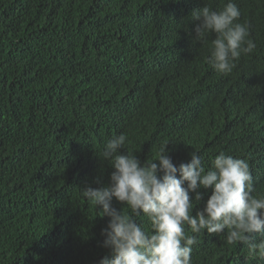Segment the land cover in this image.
Listing matches in <instances>:
<instances>
[{"label": "trees", "instance_id": "1", "mask_svg": "<svg viewBox=\"0 0 264 264\" xmlns=\"http://www.w3.org/2000/svg\"><path fill=\"white\" fill-rule=\"evenodd\" d=\"M204 2L0 0V264L110 255V217L82 189L110 182L99 154L114 134L142 163L165 147L177 166L193 151L206 170L221 152L245 159L253 195L264 194V0H235L257 47L229 74L206 61L215 33L193 40ZM199 191L194 214L212 189ZM225 238L200 234L192 264H264Z\"/></svg>", "mask_w": 264, "mask_h": 264}, {"label": "clouds", "instance_id": "2", "mask_svg": "<svg viewBox=\"0 0 264 264\" xmlns=\"http://www.w3.org/2000/svg\"><path fill=\"white\" fill-rule=\"evenodd\" d=\"M240 16L235 0H228L220 10L205 0L191 13V19L199 21L193 40L204 43L209 34H216L206 61L218 73H231L241 56L257 47L250 24L238 22ZM127 139L124 133L114 134L99 154L114 169L110 182L82 189L100 216L110 217L101 231L102 246L110 249V255L99 264H192L193 246L205 231L226 232L227 244L244 243L252 258L264 259V194L253 195L247 160L221 152L206 170L193 151L189 162L177 166L165 147L154 160L142 163L132 151H122ZM202 188H211V195L194 214ZM114 199L127 209L115 207ZM141 214L150 228L137 222ZM257 234L259 241L254 239Z\"/></svg>", "mask_w": 264, "mask_h": 264}]
</instances>
